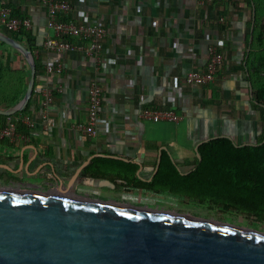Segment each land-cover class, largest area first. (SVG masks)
<instances>
[{"label":"crops","instance_id":"obj_1","mask_svg":"<svg viewBox=\"0 0 264 264\" xmlns=\"http://www.w3.org/2000/svg\"><path fill=\"white\" fill-rule=\"evenodd\" d=\"M0 1L31 20L36 47L32 56L39 64L36 84H47L54 96V107L45 123L39 116L42 97H30L29 108L21 114L36 122L23 131L30 135L28 142H0V164L13 170L0 169L3 186L55 188L56 178L66 184L85 164L74 189L90 196H107L123 184L105 178L81 180L93 158L134 163L138 165L137 177L150 180L162 151L180 171L187 172L197 157L195 148L207 139L226 136L240 144H255L260 139L252 89L238 61L249 29L248 7L234 9L226 3L224 12L214 5L198 7L196 0H69L72 19L97 23L107 30L101 52L107 67L97 72L91 58L43 50L47 31L39 0ZM223 13L224 24L204 22ZM210 42L217 43L224 53L221 70L208 85H186L183 76L205 63ZM12 50H1L9 55L2 61L9 62L12 69L24 70L29 77L27 58ZM48 63L61 65L62 72L48 74ZM92 77L99 81L104 98L96 137L76 130L77 124L86 121ZM7 105L12 104L4 103L0 109H12L16 104L8 109ZM146 106L174 108L182 118L177 123L140 120L137 114Z\"/></svg>","mask_w":264,"mask_h":264},{"label":"water","instance_id":"obj_2","mask_svg":"<svg viewBox=\"0 0 264 264\" xmlns=\"http://www.w3.org/2000/svg\"><path fill=\"white\" fill-rule=\"evenodd\" d=\"M0 42L30 64L22 99L0 109L11 116L31 97L35 66L21 43L2 32ZM84 166L55 188L0 186V264H264L263 232L71 192Z\"/></svg>","mask_w":264,"mask_h":264},{"label":"trees","instance_id":"obj_3","mask_svg":"<svg viewBox=\"0 0 264 264\" xmlns=\"http://www.w3.org/2000/svg\"><path fill=\"white\" fill-rule=\"evenodd\" d=\"M226 3L231 4L234 9L241 8L239 3H243V6L249 9L252 7L251 0H214L212 5L223 7L225 12ZM13 14L17 17L23 16L15 9ZM220 16L225 21L224 13ZM215 24L221 25L217 22ZM1 32L12 37L34 54L35 39L31 35H23L22 32L10 34L3 29ZM5 45L0 42V46ZM12 51L24 58L15 49ZM4 56L9 59L8 54L1 56L0 53V108L4 103L11 102L13 106L22 99L29 79L24 70L12 69L8 65L9 62L2 61ZM37 60L33 55L35 83L31 97L35 94L37 85L36 75L39 68ZM259 60L264 64V56ZM240 69L244 71L242 65ZM244 74L248 80L245 71ZM30 102L31 98L25 108L14 115L25 113ZM251 102L252 108L258 112L261 131V137L255 144L236 145L226 136L207 139L197 146L196 153L199 157H195L194 165L187 172L180 171L170 155L162 151L158 168L150 180H141L137 177L138 165L134 163L96 157L84 168L80 175L83 177L79 179L86 180L87 177H91L119 180L125 188L133 187L155 194L169 193L191 198L199 203L208 202L225 211L234 210L264 220V158L261 156L264 152V86L259 85L252 89ZM11 106L7 105L5 108ZM6 117L0 115V124ZM18 129L24 131L25 128L19 126Z\"/></svg>","mask_w":264,"mask_h":264},{"label":"built area","instance_id":"obj_4","mask_svg":"<svg viewBox=\"0 0 264 264\" xmlns=\"http://www.w3.org/2000/svg\"><path fill=\"white\" fill-rule=\"evenodd\" d=\"M41 8L45 12L46 37L42 42L43 50L56 54L76 53L84 58H91L94 62V68L98 72L107 67V62L102 59V43L107 36V30L97 23H82L78 18L72 19L69 14L72 6L69 0H39ZM214 0H196L195 5L204 7L212 5ZM244 8L243 3L238 4ZM224 11L223 7L219 8ZM14 8L0 1V29L7 33H23L32 35L33 24L26 16L17 17L13 14ZM81 17L86 18L85 14ZM224 24V19L219 16L215 19L207 20L206 23ZM23 37V36H21ZM23 40L25 38L23 37ZM224 53L215 42H210L207 46V59L202 66L192 68L183 76V82L190 86H204L212 83L221 70L225 58ZM48 74H59L62 72V66L59 64L48 63L45 66ZM35 94L42 97L41 113L42 121L47 122L48 113L53 109V92L47 84L40 83L35 87ZM104 98L102 96V87L96 77L89 81L87 89V117L84 123H79L76 130L85 136L96 137L98 126L101 122V113L103 110ZM138 118L143 121L170 122L177 123L182 115L176 112L174 108L160 109L146 106L138 112ZM35 119L26 115L7 116L5 121L0 124V142L6 141L9 144H18L28 142L30 135L20 131L19 126L25 129H31L35 124ZM233 140V139H232ZM236 145L240 144L236 139L233 140ZM149 193H152L148 191ZM155 194V193H154Z\"/></svg>","mask_w":264,"mask_h":264},{"label":"rangeland","instance_id":"obj_5","mask_svg":"<svg viewBox=\"0 0 264 264\" xmlns=\"http://www.w3.org/2000/svg\"><path fill=\"white\" fill-rule=\"evenodd\" d=\"M252 7L249 10L248 32L245 35V48L242 55L238 56L240 66L244 67L251 89L259 85L264 86V64L260 63V57L264 56V0H251ZM1 32V29H0ZM261 32V34H259ZM260 37H259V36ZM259 37V38H258ZM1 50L11 48L8 45L1 46ZM264 158V152L261 153ZM0 186H3L0 183ZM118 188V187H117ZM98 193V192H97ZM81 195L89 197L90 195ZM107 196H101L102 200H113L124 203H136V206H148L150 208L169 210L173 212L189 214L200 218L221 221L224 223L251 228L264 233V220H258L252 215H246L234 210L225 211L211 205L208 202L199 203L194 199L185 198L169 193H144V191L130 192L123 185L117 192H108ZM97 198V199H98Z\"/></svg>","mask_w":264,"mask_h":264},{"label":"flooded vegetation","instance_id":"obj_6","mask_svg":"<svg viewBox=\"0 0 264 264\" xmlns=\"http://www.w3.org/2000/svg\"><path fill=\"white\" fill-rule=\"evenodd\" d=\"M74 189V185L72 186V189H71V192L73 193H76V194H80L79 192H77L75 189ZM144 193H149L148 191H144ZM90 198H98V197H101V196H89ZM98 199H101V198H98ZM128 204H132V205H136V203H128ZM144 206V205H143ZM148 207V206H146ZM150 208V207H149Z\"/></svg>","mask_w":264,"mask_h":264}]
</instances>
